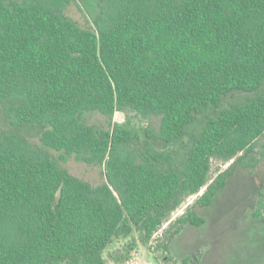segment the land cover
<instances>
[{
    "label": "trees",
    "instance_id": "obj_1",
    "mask_svg": "<svg viewBox=\"0 0 264 264\" xmlns=\"http://www.w3.org/2000/svg\"><path fill=\"white\" fill-rule=\"evenodd\" d=\"M72 1L0 0V102L46 148L0 135V264H107L115 239L138 232L146 246L187 199L205 189L195 204L211 207L236 167L264 165V95L209 118L187 153L167 150L264 84V0H102L95 28L67 15ZM120 108L159 129L142 143L89 123ZM49 150L106 164L107 181L74 177ZM214 161L231 164L212 179ZM191 208L167 242L205 224ZM252 216L264 222V199Z\"/></svg>",
    "mask_w": 264,
    "mask_h": 264
},
{
    "label": "rangeland",
    "instance_id": "obj_2",
    "mask_svg": "<svg viewBox=\"0 0 264 264\" xmlns=\"http://www.w3.org/2000/svg\"><path fill=\"white\" fill-rule=\"evenodd\" d=\"M101 3L102 0H73L66 13L74 21L88 23L95 28L100 18ZM260 95H264V84L253 93L233 92L223 98L217 111L199 115L188 127L185 136L169 145L168 152L187 153L192 134L200 132L209 118H215L222 109L240 105ZM89 123L100 129L119 127L137 133L141 136L142 143L146 140V130L159 129L158 118L146 120L128 108L118 109L112 121L96 114L89 118ZM8 132L17 133L33 145L46 149L40 142L43 129L13 125L5 110V103L0 102V135ZM151 142L157 150H165L156 141ZM49 151L53 159L74 177L92 186L107 181L106 164L89 165L76 156L62 157L61 153ZM230 164L214 161L211 178L214 179ZM204 190L187 199L173 212L148 245L141 244L138 232L129 238L115 239L105 252L107 264H264V222L252 216L259 201L264 199V165L253 170L236 167L228 179V185L211 207L195 204ZM189 205L192 211L205 220V224H187L179 235L167 242L166 228L182 216Z\"/></svg>",
    "mask_w": 264,
    "mask_h": 264
},
{
    "label": "bare ground",
    "instance_id": "obj_3",
    "mask_svg": "<svg viewBox=\"0 0 264 264\" xmlns=\"http://www.w3.org/2000/svg\"><path fill=\"white\" fill-rule=\"evenodd\" d=\"M204 190V189H203Z\"/></svg>",
    "mask_w": 264,
    "mask_h": 264
},
{
    "label": "built area",
    "instance_id": "obj_4",
    "mask_svg": "<svg viewBox=\"0 0 264 264\" xmlns=\"http://www.w3.org/2000/svg\"><path fill=\"white\" fill-rule=\"evenodd\" d=\"M151 264V263H150Z\"/></svg>",
    "mask_w": 264,
    "mask_h": 264
}]
</instances>
